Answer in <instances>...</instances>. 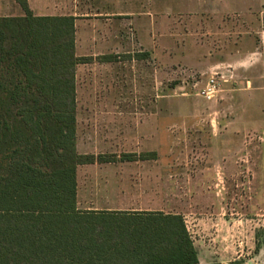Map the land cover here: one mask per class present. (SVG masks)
I'll return each instance as SVG.
<instances>
[{"label":"rangeland","instance_id":"1","mask_svg":"<svg viewBox=\"0 0 264 264\" xmlns=\"http://www.w3.org/2000/svg\"><path fill=\"white\" fill-rule=\"evenodd\" d=\"M154 21L157 37V17ZM201 21L199 26L198 19H165L161 33L164 28L166 37L161 41L166 40L168 53L175 54L177 47L187 50L178 61L163 66L156 58L141 59L145 52H134L135 87L133 92L125 90L135 110L136 128L129 129L135 134L133 141L105 139L93 146L80 145L81 152L104 153L99 155L153 151L156 159L102 163L100 169L82 165L77 172V207L98 211L147 207L179 213L199 264H264V254L260 258L257 253L258 247L264 249V101L242 97L238 90L244 78L261 73L257 66H232V81L215 99L197 96L211 66L195 64L186 56L200 39L205 42L210 36L205 26L212 20ZM230 23L225 36L229 43L224 46L232 50L240 28L238 19ZM219 41L210 48L221 46ZM119 92L123 94L108 84L106 104ZM95 101L80 98L82 105L100 104L101 99ZM147 108L151 114H142ZM142 120L145 129L137 128Z\"/></svg>","mask_w":264,"mask_h":264},{"label":"trees","instance_id":"2","mask_svg":"<svg viewBox=\"0 0 264 264\" xmlns=\"http://www.w3.org/2000/svg\"><path fill=\"white\" fill-rule=\"evenodd\" d=\"M16 1L0 16V264H198L179 213L78 209L79 165L156 153L77 152L75 18Z\"/></svg>","mask_w":264,"mask_h":264},{"label":"crops","instance_id":"3","mask_svg":"<svg viewBox=\"0 0 264 264\" xmlns=\"http://www.w3.org/2000/svg\"><path fill=\"white\" fill-rule=\"evenodd\" d=\"M35 16H73L75 28V55L86 58L75 68V118L76 150L79 154L97 156L100 153L80 151V145H96L105 139H122L131 143L135 137L129 129L135 127L133 100L127 98L125 90L133 92L135 87L134 52H145L141 59L153 58L160 65H167L172 60L178 61L182 54H187L185 47L176 48L174 58L165 48L166 37L161 33L165 19L171 16L178 18L209 19L205 29L210 34L204 42L198 41L186 57L197 61L195 64L215 67L233 66L248 68L257 66L260 75L244 78L241 81L242 97L258 96L264 101V0H26ZM115 8V9H114ZM23 11L16 0H0V16H21ZM157 17L159 29L157 37L154 27ZM238 19L239 33L234 40V48L228 45L231 31V20ZM162 19V20H161ZM259 23V24H258ZM204 24V23H203ZM257 24L259 26H257ZM204 29L198 34H203ZM242 30V32H240ZM222 34V35H221ZM221 35L222 37H218ZM219 38L221 46L210 48ZM206 50L207 55H204ZM168 53V54H167ZM126 55L121 59L119 55ZM131 55V56H129ZM199 55V56H198ZM209 69V70H210ZM144 74H142V79ZM115 87L120 92L110 104L105 96ZM237 91V90H236ZM101 99L100 104H80V98ZM95 99V100H94ZM130 102V103H129ZM142 114L151 111L142 109ZM150 118V116H148ZM147 118V119H148ZM145 120L139 121L137 128L144 126ZM103 129L108 132H103ZM135 130V129H134ZM153 152V151H151ZM95 153V154H94ZM147 153V152H145ZM135 154V153H122ZM121 155V154H120ZM118 155L117 157H119ZM138 156V155H137ZM148 160V159H147ZM123 162V161H117ZM113 163V162H111ZM86 165V164H84ZM90 168L100 169L102 163L87 164ZM82 165H79L77 172ZM78 189V188H77ZM132 210H150L133 208ZM258 257L262 258L263 248H258ZM241 256V255H238ZM200 261V257L198 255ZM199 264V263H198Z\"/></svg>","mask_w":264,"mask_h":264},{"label":"built area","instance_id":"4","mask_svg":"<svg viewBox=\"0 0 264 264\" xmlns=\"http://www.w3.org/2000/svg\"><path fill=\"white\" fill-rule=\"evenodd\" d=\"M232 78L231 66L215 67L210 70L204 85L197 91L196 95L207 101L215 99L222 92L223 86L230 80L232 81Z\"/></svg>","mask_w":264,"mask_h":264}]
</instances>
